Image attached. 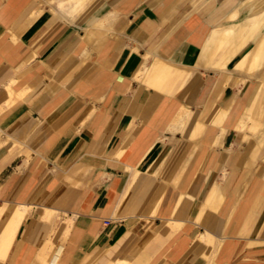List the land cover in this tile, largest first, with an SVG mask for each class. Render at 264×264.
Returning <instances> with one entry per match:
<instances>
[{
	"label": "crops",
	"instance_id": "0c3cea01",
	"mask_svg": "<svg viewBox=\"0 0 264 264\" xmlns=\"http://www.w3.org/2000/svg\"><path fill=\"white\" fill-rule=\"evenodd\" d=\"M146 1L105 0L65 19L45 0H0V127L23 143L0 134V205L36 204L13 228L0 264H111L118 258L129 264H154L153 258L157 264H264V155L256 159L253 151L258 164L250 171L241 149L264 145V119L256 133L227 130L214 148L210 134L202 137L207 126H192L195 137L166 135L169 116L183 102L199 114L214 73H197L184 90L186 70H178L169 89L147 86L133 74L148 52L193 63L215 1ZM37 7L45 13L36 19ZM117 7L125 14L121 32H110L99 50L81 39L86 27ZM177 11L183 15L171 26L167 21ZM15 82L27 89L26 99L9 108ZM162 133L172 141L147 162L168 152V166L141 174L124 191L137 174H128L127 164L135 166ZM251 137L255 142L248 144ZM124 141L123 160H116ZM216 182L222 198L207 207ZM183 192L202 212L187 220L194 201L186 199L170 216L184 220L175 229L164 217ZM39 205L56 212L44 220ZM208 234L214 241L204 240Z\"/></svg>",
	"mask_w": 264,
	"mask_h": 264
},
{
	"label": "bare ground",
	"instance_id": "6f19581e",
	"mask_svg": "<svg viewBox=\"0 0 264 264\" xmlns=\"http://www.w3.org/2000/svg\"><path fill=\"white\" fill-rule=\"evenodd\" d=\"M103 1L105 0H45V3L47 2L52 10L58 12L60 17L68 19L79 12H87L92 6L95 4L100 5ZM214 1L216 7L211 16V27L205 33V36L199 40V50L193 63L176 62L169 57L167 52H163L161 55L148 52L149 55L143 58V61L138 63L133 70V74L138 81L155 88L164 84L166 89L171 88L173 85L179 69L186 70L188 76L185 82L183 81L182 90L187 87L191 79H197V73L212 71L215 76V82L207 100L203 103V108L196 107V111L199 114L194 113L189 101L183 102L169 116L164 132H166V135L168 132L172 136L181 133L182 135L191 134L192 137H195L198 135L197 127L194 129L195 131H191L192 126H207L202 137L206 133L210 134L213 148L219 145L220 139L227 130L237 132H244L248 129L255 130L263 124L264 119V0ZM117 8L107 11L94 24L86 27L84 30L85 34H81V39L87 42L89 46H93L98 50L99 48L101 49L105 45L110 32L118 33L119 29L122 28L123 30L125 28L122 27L124 24L122 20L125 14L122 9ZM44 13L45 11L42 8L37 7L32 15L37 19L43 16ZM236 17L238 18L235 19ZM87 48L86 46V49L82 52V55L86 56V58L90 56ZM139 74L143 77L140 78ZM239 84L243 85V89L239 88L231 94L233 87ZM16 85L18 84L15 82L14 91L10 92V98L6 103L9 108H14L26 99L27 89L18 90ZM195 86L196 84L193 88ZM159 100L163 101L162 93L159 94ZM94 111L92 110L88 117L92 116ZM2 132L5 131L0 127V134ZM5 134L8 140L19 142L16 140L17 138L15 139L9 133L5 132ZM166 135L160 134L145 150L144 156L135 166L130 164H127V167L126 165L124 166L128 174H131L134 169L137 170L136 177L134 179L130 178L124 191L129 192L141 174L160 172L166 164H163V162L166 160L167 164L168 160L170 162L167 157L168 152L161 156L159 154L152 161L147 162L161 145L170 144L172 138L166 137ZM19 143L23 145V143ZM122 144L123 146L116 155V160H123L125 155L124 152H126V144L128 143L124 141ZM110 157H113V155L110 154L105 159H102V164L104 165L105 160ZM188 162L183 166L181 175H183ZM166 165L165 168L168 166ZM219 188L216 182L211 194L212 197L210 196L207 201V207L213 206V208H216L217 203L222 198L217 192ZM190 198L194 201V204L187 220L191 216H200L202 204L196 201L194 196L183 192L177 195L176 205L168 214L169 216L164 217L168 220L170 227L178 229L179 227L176 226L177 221L184 223V220L170 216H172L173 211L179 204L180 207L183 206V202ZM185 204L186 202H184ZM34 206H26L22 202L0 205V253L2 255L5 254L8 248L9 240H12V233L16 231L13 228L22 221L26 213L32 211ZM39 207L42 209L41 218L44 220H49L56 212V210H52L45 205H39ZM153 213L155 217L156 211H153ZM204 240L208 243L214 241L210 234L206 238L204 237ZM211 244L214 246L215 243ZM130 261L131 259L118 258L111 264H129ZM34 264L47 263L46 260L40 261L39 259Z\"/></svg>",
	"mask_w": 264,
	"mask_h": 264
},
{
	"label": "rangeland",
	"instance_id": "374dc122",
	"mask_svg": "<svg viewBox=\"0 0 264 264\" xmlns=\"http://www.w3.org/2000/svg\"><path fill=\"white\" fill-rule=\"evenodd\" d=\"M146 2H148V4H151V3L153 2V0H147ZM180 14H181V12H180V11H177L176 14L174 15V16H175V19H174V18H170V20H168L167 22H169V24H170L171 26L175 25V24L180 20V18H181L182 15H183V13H182L181 15H180ZM174 16H173V17H174ZM237 18H238V17H236L235 19H237ZM167 22H166V23H167ZM148 55H149V53H148ZM176 84H177V83H175L174 86H175ZM239 88L243 89V85L239 84V85L233 87L234 91H236V90L239 89ZM170 93L172 94V91H171ZM151 108H152V107H151ZM151 108L149 109V111L151 110ZM262 126H263V125H262ZM257 130H258V129H256V130L250 129V133H256ZM3 133H4V132H2L1 134H3ZM123 138H124V137H123ZM254 142H255V141H254V138L251 137V138H250V141L248 142V144H253ZM241 149H242V151L244 152V154H246V156H247V162H246L245 165L247 166V169H250V171H252L253 168H254V166H256V165L258 164V162H257V163H254V158H252V153H253L254 150L257 149L258 152H257V155H256V159H259V157H260L261 155H264V145H261V146L247 145V146H245V147H241ZM3 160H4V157L0 159V166L4 164V163H3ZM156 261H157L156 258H153V259H152V262H153L154 264H157Z\"/></svg>",
	"mask_w": 264,
	"mask_h": 264
},
{
	"label": "built area",
	"instance_id": "2783aa9c",
	"mask_svg": "<svg viewBox=\"0 0 264 264\" xmlns=\"http://www.w3.org/2000/svg\"><path fill=\"white\" fill-rule=\"evenodd\" d=\"M106 222H107V223H109V221H108V220H107Z\"/></svg>",
	"mask_w": 264,
	"mask_h": 264
}]
</instances>
